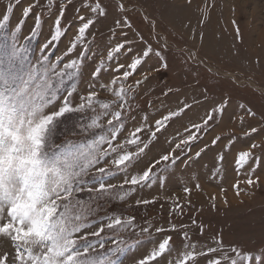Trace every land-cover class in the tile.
Masks as SVG:
<instances>
[{"label": "rangeland", "instance_id": "1", "mask_svg": "<svg viewBox=\"0 0 264 264\" xmlns=\"http://www.w3.org/2000/svg\"><path fill=\"white\" fill-rule=\"evenodd\" d=\"M96 2L0 0V20L4 14L9 16L5 27L0 28V47L5 40L9 44L16 43L25 67L35 65L42 56L48 57L46 64L59 67L77 60L78 75L74 74L70 81L65 80L67 91L72 93L70 103L74 108L83 102L81 98L86 97L90 90L98 92L96 99L111 104L116 100L108 90L113 87L110 84L112 78L129 70L128 64L142 56L147 45L153 49V53L123 81L126 87L132 86V91L122 117L124 127L114 142L126 141L137 127L143 126L144 131L138 135L148 148L126 170L104 178L106 185L114 186L111 189L101 193L97 184L87 183L83 191L73 193L72 207L86 222H94L87 231H95L101 223H110V217L118 216L124 221L122 225L105 228L101 233L105 249L122 248L115 257L118 264H139L167 236L172 237L170 249L148 264H175L186 251L192 250L189 246H194L198 255L188 264H209L216 257H221L222 264H228L225 254L237 264H252L251 260L234 255L232 245L242 254L251 253L254 264H262L264 0H190V3L188 0H99L106 10L104 17L93 14L86 7H95ZM120 4H124L126 11L120 10ZM9 5L12 7L10 12L6 11ZM29 5L34 6L24 17L23 10ZM61 7L64 8L60 21L61 35L53 40L55 21L60 16ZM38 16L40 22L37 25ZM81 16L95 17L97 22L69 53L67 49L78 34ZM124 17L131 23V28L122 26ZM118 20L120 25L116 24ZM18 24L22 26L18 28ZM122 32L127 35H121ZM122 41L128 42L125 49L108 61L107 50ZM156 50L160 51L167 67L162 66L161 57L155 55ZM192 56L195 59L190 58ZM81 59L83 64H79ZM118 64L124 65L120 72L115 71ZM96 68L103 70L98 78L93 79L91 73ZM145 76L148 77L146 80ZM137 80L143 82L136 86ZM101 85L108 88L102 89ZM169 89L171 92L164 95ZM65 95V89L60 88L53 106L47 110L52 111L63 103ZM225 101L227 106L223 113L213 114L208 125L197 133L198 139L175 150L174 156L178 157L175 164H156L150 181L121 187L125 179L142 174L161 155L171 152L176 143L195 131L192 125L202 124L208 112ZM185 103L191 107L168 120L155 136L151 135L155 131L156 120L177 111ZM94 107L96 113L101 111L99 105ZM116 107L114 105L113 110ZM249 110L255 115H250ZM94 115L87 109L67 114L55 126V143L82 140L80 127L90 123ZM106 122L107 117H102L100 123ZM252 128L257 131L250 132ZM94 131L100 134L99 130ZM217 136L220 140L212 145L211 141ZM253 144L258 147L253 148ZM205 145L208 147L196 157L195 153ZM125 148L136 151L135 145H125ZM249 149L252 158L238 168L235 164L237 154ZM113 158L110 155L99 167L112 168ZM249 176L253 180L259 178V183L249 187L246 184ZM238 181L239 196L233 187ZM133 187L135 190L130 191ZM89 188L94 190L90 192ZM184 188L191 191L185 193ZM145 200L149 203L137 204V201ZM131 217L135 219L129 223ZM145 227L149 228L148 232L142 231ZM157 228L164 231L157 232ZM221 239L222 245L217 243ZM208 248H216L217 251L203 254ZM103 251L99 247L95 250L96 253ZM4 253L9 255L8 264H13L14 246L8 238L0 236V256Z\"/></svg>", "mask_w": 264, "mask_h": 264}, {"label": "snow or ice", "instance_id": "2", "mask_svg": "<svg viewBox=\"0 0 264 264\" xmlns=\"http://www.w3.org/2000/svg\"><path fill=\"white\" fill-rule=\"evenodd\" d=\"M190 3V0H188ZM34 5H29L23 10V16L27 17ZM93 14L100 17L106 16V10L97 0L95 7L86 5ZM121 11H126L124 4H120ZM6 11H12L11 5ZM64 13L61 7L60 16L55 21L56 31L52 36L55 40L60 37V21ZM147 19V18H146ZM9 16L4 14L0 20V28H4ZM81 24L77 30L78 34L73 44L67 49L71 53L76 47L77 42H82L88 30L97 22L96 18L80 17ZM40 22L37 17V25ZM120 25L121 21H116ZM155 28V22H152ZM22 25H17L21 27ZM123 27L131 28V23L127 17L123 19ZM238 31V30H237ZM126 36L127 33H121ZM143 40V37H140ZM127 41L116 43L114 47L107 50L106 57L111 61L116 55L125 49ZM165 47L167 45L165 44ZM153 53L151 45H147L142 53L132 59L128 64V69L122 72L121 76H114L110 81L113 86L108 88L101 85V88H108L116 97L111 104L101 102L98 99L97 91H88L86 97H82V103L75 108L70 103L71 92L65 87V80L74 78L78 75L79 65L77 60H72L63 67L47 63L48 57L42 56L35 65H25L19 58L20 48L16 43L7 40L0 47V236L10 240L15 249V258L13 264H118L119 252L122 248L119 246L105 249L104 240L101 233L105 228L113 229L124 223L120 217H110V223H101L95 231H87L92 227L94 222H86L85 218L72 207L73 193L84 190V185L94 183L98 185V191L101 193L111 189L112 185H106L103 181L107 176H112L118 171L126 170L128 166L140 154L148 148L147 143L140 140L139 133L144 131V127H137L131 134L130 138L121 143H115L117 137L124 127L122 117L128 107V97L132 91V86H125L126 81L138 67L143 63L150 54ZM83 53H81V56ZM157 57H161L159 50L155 51ZM195 59V56L190 57ZM162 66L167 67L163 62ZM103 63V61H101ZM203 63V61H201ZM83 64V60L79 61ZM124 65L118 64L115 71L120 72ZM102 68H96L91 73L93 79L100 76ZM148 77L145 76L144 80ZM143 81L137 80L136 86ZM119 84V87L115 85ZM67 92L63 103L55 107L54 110L48 111L53 106L54 100L58 95L60 88ZM171 92L169 89L164 95ZM207 89L205 88V93ZM94 105H99L101 111L96 113ZM117 106L113 110V106ZM227 106L225 101L222 105H217L211 109L202 124L192 125V131L185 139L176 143L175 148L159 157L146 170L139 175H132L123 181V185L137 186L150 181L153 175V168L161 162L175 164L178 157L174 156L176 149L182 146L190 145L198 139L197 133L202 127L208 125L213 119L214 113H223ZM191 105L185 103L182 108L175 112H169L155 121V131L152 136L156 135L166 122L173 117L178 116ZM91 110L95 115L90 118V123L82 124L80 132L83 139L80 141H64L61 144L55 143L54 129L57 123L67 114ZM250 115H255L251 113ZM102 117H107L106 124H101ZM146 119V117H145ZM99 130L100 134H97ZM186 131H188L186 129ZM252 128L250 132H256ZM220 137L214 138L211 143L215 145ZM106 145V147H102ZM125 145H135L136 151H128ZM142 145V146H141ZM205 148L195 153L199 157ZM253 148L258 145L253 144ZM112 155V168L99 165ZM252 158L251 149L241 151L237 154L235 164L242 168ZM222 160L223 157L221 156ZM93 169L95 171L93 172ZM259 183V178L253 180L251 176L246 180L249 187H254ZM198 188L199 185L197 184ZM236 189V195H240L239 181L233 185ZM94 189L89 188V191ZM134 187L130 191H134ZM189 188H184L185 193H189ZM130 193H125L128 195ZM121 199L124 196L120 197ZM213 200L215 197L212 198ZM227 202V201H225ZM147 204L149 201H137V204ZM177 207H180L177 204ZM213 207L215 205L213 204ZM71 209V210H70ZM131 217L129 223L134 220ZM195 223V221H193ZM173 230L175 225L172 226ZM148 232L149 228L142 229ZM157 232H163V228H157ZM203 231V229H201ZM83 232L82 235H78ZM187 237V233H184ZM95 237V240L90 239ZM172 237L167 236L151 254L139 261V264H148L158 257L164 255L170 249ZM115 243V241H114ZM223 244L222 239L217 241ZM104 249L102 253H96V248ZM192 250L186 251L175 264H188L190 260L194 261L198 253L195 252L194 246H189ZM91 250V253H90ZM216 248H208L206 253L216 252ZM231 251L236 256H241L244 260H251L254 264V258L251 253H241L235 245L231 246ZM92 254H95L92 257ZM225 260L228 264H237L236 260H231L225 254ZM9 255L4 253L0 256V264H8ZM209 264H222L221 257H216ZM264 264V260H262Z\"/></svg>", "mask_w": 264, "mask_h": 264}]
</instances>
